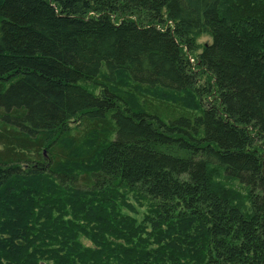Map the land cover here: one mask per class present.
<instances>
[{"label":"trees","instance_id":"obj_1","mask_svg":"<svg viewBox=\"0 0 264 264\" xmlns=\"http://www.w3.org/2000/svg\"><path fill=\"white\" fill-rule=\"evenodd\" d=\"M0 264H264V0H0Z\"/></svg>","mask_w":264,"mask_h":264},{"label":"rangeland","instance_id":"obj_2","mask_svg":"<svg viewBox=\"0 0 264 264\" xmlns=\"http://www.w3.org/2000/svg\"><path fill=\"white\" fill-rule=\"evenodd\" d=\"M209 38L206 35H200L198 42L199 43H205V42H209ZM126 77H123V75H119L118 81H121V84L123 87H128V85H130V82H128L127 80H125ZM123 80V81H122ZM122 93L127 94L126 97H132L129 96V91L128 88L125 89V91L121 90ZM149 95L151 96H159V97H164L170 100H179V101H184V102H188V96L185 93H172V92H165L162 90H149ZM161 95V96H160ZM134 97V96H133Z\"/></svg>","mask_w":264,"mask_h":264}]
</instances>
